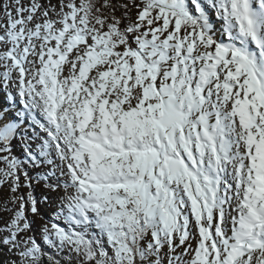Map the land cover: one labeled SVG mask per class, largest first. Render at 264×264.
Masks as SVG:
<instances>
[{
	"label": "snow or ice",
	"instance_id": "obj_1",
	"mask_svg": "<svg viewBox=\"0 0 264 264\" xmlns=\"http://www.w3.org/2000/svg\"><path fill=\"white\" fill-rule=\"evenodd\" d=\"M0 94V264H60L34 179L74 264H264V0H8Z\"/></svg>",
	"mask_w": 264,
	"mask_h": 264
},
{
	"label": "trees",
	"instance_id": "obj_2",
	"mask_svg": "<svg viewBox=\"0 0 264 264\" xmlns=\"http://www.w3.org/2000/svg\"><path fill=\"white\" fill-rule=\"evenodd\" d=\"M19 145L21 147V144H19ZM16 153H17V158H18L19 154H18V152H16ZM28 167H29V165H28ZM32 171H35L34 174L39 175L38 174L39 173V168H34L33 167V170ZM29 174L32 175L31 172ZM34 182L36 183V185L41 186L39 184L40 182L37 183L35 180H34ZM39 189H41V187ZM39 189H37V192L39 191ZM36 197H37V199H39L38 200L39 202L42 200L41 199V195H39V192L36 195ZM0 213H1V215L5 216V213H4V210H3L2 206H0ZM3 227H4V223H2L1 217H0V228H3ZM31 229H32V233H34L35 230H36V227H35V225H34L33 222H31ZM38 234H36V236L38 238H36L35 235H34V238L42 246V249H43V251L45 253H48V254L52 255V257L55 260L60 261V264H74V261L71 259V254L69 252H67L66 249L65 250H59L58 251L56 248H52L50 245L47 244V242H43L42 241L43 236H40V235L38 236ZM87 234L90 237H93V238L98 239L97 232L94 231V230L93 231H90V232H87ZM100 240H101V238H100ZM101 242L103 243L102 240H101ZM105 247H107V245H105ZM3 255H4L3 253H0V256H3ZM45 261H46V264H47V256H45Z\"/></svg>",
	"mask_w": 264,
	"mask_h": 264
},
{
	"label": "rangeland",
	"instance_id": "obj_3",
	"mask_svg": "<svg viewBox=\"0 0 264 264\" xmlns=\"http://www.w3.org/2000/svg\"><path fill=\"white\" fill-rule=\"evenodd\" d=\"M5 2H8V0H0V5L2 6V3H5ZM45 2H47V0H45ZM25 3H27V0H25ZM52 3H58V0H52ZM54 43V42H53ZM74 59V57H73ZM71 74V69H67L64 73V75H70ZM6 102V101H5ZM19 102V99L17 98L16 100V103L18 104ZM39 115V114H38ZM30 129L32 130V127H30ZM29 135L31 136V133H29ZM30 141V140H29ZM31 142V141H30ZM31 144L33 145V147L36 148V144H37V140L35 142H31ZM38 156V155H37ZM58 163V161H57ZM49 167V168H48ZM45 170V173H47L48 171H50V166H43V171ZM59 174L57 173V176ZM51 179L54 180V182H56V179L57 177H52ZM47 189V188H46ZM48 191H44L43 192H40L41 194V197H42V201L40 203V207H41V211L46 214V211L44 208H48V209H51L53 211V213L51 214L52 216H56L58 217L59 219L56 220L58 223L61 222V223H64V222H67V219L65 217H62V216H59L58 215V209H59V203H58V197L60 194L63 193L64 189H63V186H61L58 190L57 193H53L51 192L49 189H47ZM41 191V190H40ZM46 199H47V203L46 204ZM54 201H57L54 203ZM43 231V230H42ZM100 235V234H99ZM101 236V235H100ZM102 239H103V236H102ZM105 239V238H104Z\"/></svg>",
	"mask_w": 264,
	"mask_h": 264
},
{
	"label": "bare ground",
	"instance_id": "obj_4",
	"mask_svg": "<svg viewBox=\"0 0 264 264\" xmlns=\"http://www.w3.org/2000/svg\"><path fill=\"white\" fill-rule=\"evenodd\" d=\"M4 103H6L5 101H4ZM23 129H27V131H28V134L29 133H31V135H32V130L30 129V127L27 125L25 128H23ZM37 140V138H33V139H31L30 141L31 142H35ZM17 142L18 143H16V145L14 146V148H13V155H14V157L17 159V154H16V152H24V147H25V145L22 143L21 144V142H19L18 141V138H17ZM29 142V141H28ZM19 144H21V147H20V145ZM24 145V146H23ZM31 146H33V145H31ZM35 148V147H34ZM36 149V148H35ZM27 162V161H26ZM28 165L30 166V167H32V168H30L29 169V171H31L33 174H34V172L35 171H32L33 170V166L30 164V163H28ZM39 175L38 176H40V174H43V167H41V168H39V173H38ZM34 181V180H33ZM40 190L41 189H39V195H41L40 194ZM38 192H37V189L35 190V195H37L38 194ZM36 199H37V197H36ZM41 199H42V197H41ZM39 199H37V201H38ZM42 201V200H41ZM41 201L39 202L38 201V203H39V207H40V203H41ZM40 211H41V207H40ZM60 224H62L63 225V223H61V222H59ZM63 227L65 228V225H63ZM39 233V234H38ZM33 235H35V237L36 238H38L37 236H36V234H38V236L40 235V236H42V234H43V231H42V229L39 227V232L38 231H36L35 230V232L34 233H32Z\"/></svg>",
	"mask_w": 264,
	"mask_h": 264
}]
</instances>
